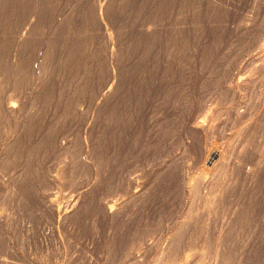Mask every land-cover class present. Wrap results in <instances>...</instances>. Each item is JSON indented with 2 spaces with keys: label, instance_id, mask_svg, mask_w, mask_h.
I'll use <instances>...</instances> for the list:
<instances>
[{
  "label": "rangeland",
  "instance_id": "374dc122",
  "mask_svg": "<svg viewBox=\"0 0 264 264\" xmlns=\"http://www.w3.org/2000/svg\"><path fill=\"white\" fill-rule=\"evenodd\" d=\"M18 30L31 33L16 78ZM263 57L264 0H0V102L19 106L0 109V148L20 133L0 149V264H264ZM112 68L118 114L102 101ZM200 136L227 162L206 163ZM205 172L218 184L196 179L189 198L183 178ZM113 199L127 202L111 218Z\"/></svg>",
  "mask_w": 264,
  "mask_h": 264
},
{
  "label": "bare ground",
  "instance_id": "6f19581e",
  "mask_svg": "<svg viewBox=\"0 0 264 264\" xmlns=\"http://www.w3.org/2000/svg\"><path fill=\"white\" fill-rule=\"evenodd\" d=\"M107 1V0H106ZM105 6V2L103 3V4H100L99 5V7H100V9H103V7ZM105 9V8H104ZM37 10V9H36ZM144 10V9H143ZM156 10V9H155ZM158 10V9H157ZM156 10V11H157ZM100 11V10H99ZM36 12V11H35ZM146 13V12H145ZM36 14V13H35ZM157 14V13H156ZM159 15V14H158ZM101 18H102V16H101ZM145 19H146V15H145ZM145 24V23H144ZM151 24V23H150ZM147 25V24H146ZM148 28V27H147ZM142 29H143V27H142ZM146 29V28H145ZM149 29V28H148ZM153 29V28H152ZM21 30V29H20ZM151 30V29H150ZM20 31L18 30V33H17V35H15V41H14V49H13V68H14V75L16 76V78H18V77H20L21 75H22V60H23V53H22V46L26 43V42H28V40H29V36H30V31L29 30H25V31H21V33H19ZM7 35V34H6ZM158 35V34H157ZM31 38V37H30ZM28 46V45H27ZM29 47V46H28ZM25 48V47H24ZM26 49H27V47H26ZM9 54V53H8ZM261 59V58H260ZM263 60H264V57H263ZM264 67V66H263ZM118 69V70H117ZM117 69H115V68H112V70H111V73H110V81H109V85H108V88H107V90H106V92L103 94V97H102V101H104V103L108 106V107H110V109H111V111L113 112V113H115L116 114V112H117V114H118V109L120 108V104H122V101H123V90H124V85H123V83H122V76L124 75V70L122 69V70H120V68H117ZM252 70V69H251ZM263 76V75H262ZM14 77V76H13ZM246 77H248V76H246ZM242 78H244V77H242ZM239 79H240V77H239ZM243 80V79H242ZM254 80L255 79H250V78H246V79H244L243 80V82L242 83H237L235 86H232V85H230V84H232L231 82H230V84L228 85V83H226V84H223V86H221V88L222 87H228L229 88V86L231 87V89H232V87H233V93L232 94H234L235 92H238V93H242V91H247V89L248 90H252L253 88L252 87H255V83H254ZM225 81H227V80H225ZM14 83V82H13ZM36 83V82H35ZM17 84V83H16ZM4 85V84H3ZM34 85V84H33ZM224 85H226V86H224ZM17 86V85H16ZM39 86V85H38ZM2 87V86H1ZM29 87V86H28ZM3 89H4V87H2ZM35 88V87H34ZM250 88V89H249ZM1 90V89H0ZM6 90V89H5ZM242 90V91H241ZM2 91V90H1ZM20 91V90H19ZM222 91V90H221ZM220 91V92H221ZM246 91L245 92H243L242 94L245 96V93H246ZM18 92V91H17ZM223 92V91H222ZM262 92V91H261ZM19 93V92H18ZM10 95H12V94H10ZM9 95V96H10ZM262 95V99H263V102H264V92L261 94ZM13 96V95H12ZM220 96H222V95H220ZM250 96V95H249ZM241 97L242 96H239V98H240V100H242L241 99ZM8 98V97H7ZM10 98V97H9ZM17 98V97H16ZM12 99V98H11ZM6 100V99H5ZM15 100V99H14ZM239 100V101H240ZM0 101H2V100H0ZM13 103H6V104H2L1 102H0V109H2V111L6 114V116L11 120V118H12V116H14L15 117V115L16 114H18V112H19V106L17 105V102L16 101H12ZM220 102H221V100H220ZM245 102V101H244ZM5 103V102H4ZM238 104H239V102H238ZM243 104H245V103H243ZM246 104H247V102H246ZM235 105H237V104H235ZM239 106V105H238ZM209 107V106H208ZM241 106H239L238 108L236 107L235 108V106H234V108L233 107H231V109H233L234 110V112L236 113V115L237 116H245V113H247V112H245V113H243V111L242 110H239V108H240ZM214 108H216V107H214ZM204 109H206V111H207V107L205 106V108ZM209 109H210V107H209ZM227 109H229L228 107H227ZM244 109V108H243ZM260 109V108H259ZM245 110V109H244ZM252 110V109H251ZM210 111V110H209ZM261 111V110H260ZM1 112V111H0ZM208 112V111H207ZM206 112V114H208ZM228 112V111H227ZM252 112H253V110H252ZM222 113V112H221ZM221 113H219V114H221ZM250 113V112H249ZM258 113V112H257ZM110 114V113H109ZM114 114V115H115ZM201 114H203V112H201ZM212 114H213V112H212ZM23 115V114H22ZM215 115V114H214ZM226 115V114H225ZM18 116V115H17ZM211 116V115H210ZM237 116L235 117V118H237ZM253 115L251 114V117H252ZM22 118H23V116H21ZM20 117V119H22ZM206 117V116H205ZM214 117V116H213ZM215 117H217V115L215 116ZM224 117V116H223ZM217 118H219V116L217 117ZM222 118V117H221ZM229 118V117H228ZM228 118H226L227 120H228ZM254 118V117H253ZM5 119H6V117H5ZM14 119V118H13ZM204 119V118H203ZM223 119H225V118H223ZM241 119V118H240ZM249 119H251V118H249ZM245 120V121H247V123L246 124H240L239 126H237V127H241V125H242V128L239 130L238 128H235V129H238L239 130V134L237 135V134H235V138H237L236 137V135L237 136H240V138H238V139H243V138H245V140L246 141H249L250 140V138L255 134V130L253 129V128H250V121H252V120ZM255 119V118H254ZM113 120H115V119H113ZM199 120H200V118H199ZM207 120H208V118H207ZM206 120V121H207ZM217 120V119H216ZM231 120V119H230ZM237 119H235V121H236ZM195 121H196V118H195ZM202 121V120H201ZM205 121V120H204ZM219 121V120H218ZM231 121H233V120H231ZM238 121V120H237ZM249 121V122H248ZM16 122V121H15ZM114 122V121H113ZM224 122H228V121H226V120H224ZM223 122V123H224ZM244 122V121H243ZM255 122H256V120H255ZM5 123V122H4ZM206 123V122H205ZM204 122H200V123H198V122H194L193 121V123L192 124H190L189 125V129H190V131L191 132H195V133H197L198 135L200 134V135H204V136H206L207 135V133H208V131L210 130V126H207L206 124H205ZM222 123V125H224ZM236 122H234L233 124H232V126L235 124ZM258 124V123H257ZM220 125V124H219ZM237 125V124H236ZM225 126V125H224ZM235 127V126H234ZM14 128V127H13ZM225 128H226V126H225ZM5 129V128H4ZM238 130H236L237 131V133H238ZM5 133H7V130H4V134ZM226 133V132H225ZM19 134L20 133H18V132H16V133H14L10 138H9V140L8 141H5L6 143L5 144H3V147H2V149L1 150H4L5 152H9V151H12L13 150V147H14V145L16 144V142L18 141V137H19ZM233 135V134H232ZM7 136H8V134H7ZM2 137V136H1ZM0 137V138H1ZM221 137V136H220ZM4 138V137H3ZM227 138H229V137H226V140H228ZM233 138H234V135H233ZM234 138V139H235ZM188 139V138H187ZM202 139H203V137H202ZM218 139V138H217ZM221 139V138H220ZM224 139V138H223ZM230 139V138H229ZM233 139V140H234ZM2 140V139H1ZM225 140V139H224ZM244 140V141H245ZM190 141V140H189ZM208 141V140H207ZM219 141V140H218ZM221 141V140H220ZM239 141V140H238ZM3 142V141H2ZM191 142V141H190ZM209 142V141H208ZM213 142V141H212ZM210 143L209 142V144H213V143ZM225 142V141H224ZM230 142V141H229ZM233 142H235V141H233ZM199 147H198V153H199V155H200V157H202L204 160H205V162L206 163H210V164H214V163H216L217 161H219L220 159L222 160H224V162L223 161H221V162H223V164L225 163V162H227V156H226V150H218V149H212V147H210V148H207L206 146L207 145H205V144H202V141H201V136H200V139H199ZM221 144H222V141L220 142ZM228 143V142H227ZM215 144V143H214ZM218 144V143H217ZM225 144L226 143H224V146H225ZM231 144H233V143H231ZM231 144H229L230 146H231ZM181 145H183V144H181ZM191 145V143H187V146H190ZM220 145V144H219ZM245 145V144H244ZM249 145V144H248ZM184 146V145H183ZM230 146H229V148H230ZM243 146V145H242ZM218 147V146H217ZM234 147V146H233ZM246 147V146H245ZM216 148V147H215ZM227 148H228V145H227ZM184 149V148H183ZM189 149V148H188ZM243 149H245L244 148V146H243ZM231 150V149H230ZM229 150V151H230ZM233 150H235V149H233ZM232 150V151H233ZM239 150H241V149H239ZM264 150V149H263ZM184 151H185V149H184ZM231 151V152H232ZM181 152V151H180ZM183 152V151H182ZM240 152V151H239ZM243 150H242V152H241V154H243ZM12 153V152H11ZM175 153V152H174ZM233 153V152H232ZM231 153V154H232ZM181 154H183V153H181ZM180 155V154H179ZM192 155V154H191ZM228 155V154H227ZM240 155V154H239ZM1 156V155H0ZM175 156H177V155H175ZM241 156V155H240ZM191 158H192V156H190ZM189 157V158H190ZM225 158H226V161H225ZM230 158V157H229ZM232 158V157H231ZM236 158H237V156H236ZM235 158V159H236ZM4 159V158H3ZM188 159V158H187ZM238 159V158H237ZM188 160H190V159H188ZM190 161H192V160H190ZM231 161V160H230ZM259 162H261V160H258ZM186 162H188V161H186ZM204 162V163H205ZM236 162V161H235ZM242 162V161H241ZM192 163H193V161H192ZM186 164V163H185ZM240 164V163H239ZM242 164V163H241ZM184 165V164H183ZM208 165V164H207ZM189 166H191V164L189 165ZM219 166V165H218ZM217 166V167H218ZM247 166H248V164H247ZM187 167V166H186ZM203 167V166H202ZM211 166L209 165V168H210ZM227 167H228V165H227ZM205 168V167H204ZM249 168V167H248ZM5 169V168H4ZM222 169V168H221ZM250 169V168H249ZM2 170V169H1ZM6 170V169H5ZM185 170H187V169H185ZM248 170V169H247ZM246 170V171H247ZM251 170H252V168H251ZM203 171V169L201 168V172ZM212 171H214V170H212ZM211 171V172H212ZM186 172H188V171H186ZM186 172H185V174H186ZM204 172V171H203ZM215 172V171H214ZM213 172V173H214ZM221 172H223V171H221ZM251 171H249L248 173H250ZM4 173V172H3ZM189 173V172H188ZM206 173V172H205ZM234 173H235V168L234 167H232V168H230V169H228L227 170V172L224 174V178L226 179V177H227V175H234ZM197 174V173H196ZM207 174L208 173H206V174H200V175H198V176H196V177H194L193 178V176H192V178L193 179H191L189 176H188V174L187 175H185V177L183 178V183H184V192L185 193H187L188 194V197L190 198H192V197H194V195H196V193H197V191L201 188L199 185H200V183H203L204 185L206 184V186L210 189H212V188H214V187H216V184H218V182H217V178L216 179H214V178H208L207 177ZM215 174V173H214ZM218 175V174H217ZM220 176H221V174H219ZM253 175H254V173H253ZM252 175V173H251V177L253 176ZM131 176V175H130ZM188 176V177H187ZM194 176H195V174H194ZM213 176V175H212ZM135 177V176H134ZM15 178V177H14ZM131 178H132V176H131ZM1 179V178H0ZM4 179V178H3ZM196 179H198L197 181L198 182H200L199 183V185L196 183ZM237 179V178H236ZM5 180H9L8 178L6 179L5 178ZM3 181V180H2ZM195 181V182H194ZM10 182V181H9ZM224 182V180L222 179V183ZM3 183V182H2ZM132 183H134L132 180L130 181V182H128V184H127V192L128 193H130V190H131V187H132ZM182 183V182H181ZM5 184V183H4ZM138 184V183H137ZM202 184V185H203ZM13 185V184H12ZM201 185V186H202ZM220 186H222V184L220 185ZM138 187V186H137ZM5 189H6V187H5ZM9 189V188H8ZM40 190V189H39ZM213 190V189H212ZM134 191V190H133ZM139 190H137V191H134V193H130L129 195H130V199H134V198H138V195H140V193L141 192H139V193H137ZM45 192V191H44ZM206 192V191H205ZM123 193V192H122ZM128 193H126V194H128ZM186 194V195H187ZM210 194H206L205 195V197L203 198L204 199V203H206V204H212L215 200H216V198L215 197H210L209 196ZM128 196V195H127ZM126 196V197H127ZM124 197V196H123ZM125 197V198H126ZM188 197H185V198H188ZM195 198V197H194ZM127 199V198H126ZM200 199V198H199ZM50 200V199H49ZM115 199H113V201L110 203V205L108 206V210H107V215L109 216V217H114V216H116L121 210H122V208L124 207L123 205L127 202V201H125V203L123 202V203H117L116 201H114ZM122 200V199H121ZM125 200V199H124ZM123 200V201H124ZM193 200V199H192ZM56 201V200H55ZM118 201V200H117ZM71 202V201H70ZM188 202H190V199H189V201ZM76 203L77 202H74L73 201V203H72V206L73 207H75L76 206ZM50 204V203H49ZM55 204V203H54ZM201 204V203H200ZM213 205V204H212ZM3 206V205H2ZM58 207H59V205H57ZM190 206V205H189ZM4 207V206H3ZM49 207V206H48ZM50 207L51 208H53L54 206H53V202H51V205H50ZM60 208V207H59ZM62 208V207H61ZM72 208V207H71ZM68 209V208H67ZM196 209V208H195ZM3 210V209H2ZM56 210V209H55ZM54 210V212H56ZM4 211H5V209H4ZM53 211V210H52ZM3 214V213H2ZM67 214V213H66ZM2 220H1V218H0V222H1ZM4 222V221H3ZM183 226V225H182ZM184 227V226H183ZM176 235V234H175ZM177 236V235H176ZM174 238H175V236H173V239L172 240H174ZM190 238V237H189ZM202 236L199 238L200 240H204L205 238H202ZM178 239V238H177ZM202 240V241H203ZM206 240V239H205ZM204 243V242H203ZM169 248V247H168ZM200 248H202L201 246H200ZM201 251V250H200ZM204 251V250H203ZM201 253V252H200ZM183 257V256H182ZM181 259H183V258H181Z\"/></svg>",
  "mask_w": 264,
  "mask_h": 264
}]
</instances>
